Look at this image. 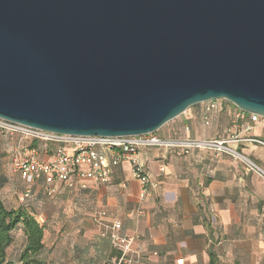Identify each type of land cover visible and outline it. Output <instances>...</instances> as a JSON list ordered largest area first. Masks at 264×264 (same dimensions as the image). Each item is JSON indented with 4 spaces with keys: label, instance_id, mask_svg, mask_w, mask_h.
Listing matches in <instances>:
<instances>
[{
    "label": "water",
    "instance_id": "obj_1",
    "mask_svg": "<svg viewBox=\"0 0 264 264\" xmlns=\"http://www.w3.org/2000/svg\"><path fill=\"white\" fill-rule=\"evenodd\" d=\"M224 99L264 115V0H0V117L156 132Z\"/></svg>",
    "mask_w": 264,
    "mask_h": 264
},
{
    "label": "crops",
    "instance_id": "obj_2",
    "mask_svg": "<svg viewBox=\"0 0 264 264\" xmlns=\"http://www.w3.org/2000/svg\"><path fill=\"white\" fill-rule=\"evenodd\" d=\"M220 103L223 111L210 125L204 123V103H199L166 123L159 135L224 136L232 122V105L224 99ZM253 136L264 140V125L256 124ZM240 149L264 168V146L243 144ZM10 151L6 167L13 171ZM139 158L154 184L146 195L132 165L123 161L113 167L108 183L85 180V188L79 183L73 188L61 185L49 197L40 180L32 184L34 196L27 200L22 199L26 181L22 178L25 188L17 194L0 173V196L8 208L25 207L44 225L45 254L53 264L114 260L110 240L102 238L94 220L98 215L120 221V233L135 237L132 247L140 254L136 264H210L211 257L215 264H264L262 176L228 155L204 149L180 156L146 148ZM66 240L70 244L65 245ZM66 257L67 262L62 261Z\"/></svg>",
    "mask_w": 264,
    "mask_h": 264
},
{
    "label": "built area",
    "instance_id": "obj_3",
    "mask_svg": "<svg viewBox=\"0 0 264 264\" xmlns=\"http://www.w3.org/2000/svg\"><path fill=\"white\" fill-rule=\"evenodd\" d=\"M204 103L202 119L210 125L223 111L220 100ZM231 125L224 136L192 137L189 135L162 137L156 132L131 136H82L61 134L12 122L0 117V132L13 140L10 151V165L26 181L28 186L23 200L34 196L32 184L43 180L44 191L53 197L61 185L73 188L77 183L91 180L96 184L108 183L113 167L123 161L132 165V171L142 184V195L150 192L154 184L139 153L146 148H160L177 155H188L193 150L204 149L215 155H228L242 162L247 171H254L264 178V168L240 149V145L257 143L264 146V140L253 136L256 124L264 125V115L247 112L232 102ZM186 114V111L183 113ZM186 132L190 126H184ZM161 171L164 167L160 168ZM101 235L110 238L112 246L119 249L118 259L105 264H136L140 254L133 249L134 236L120 233L122 224L118 220L107 221L95 217Z\"/></svg>",
    "mask_w": 264,
    "mask_h": 264
},
{
    "label": "trees",
    "instance_id": "obj_4",
    "mask_svg": "<svg viewBox=\"0 0 264 264\" xmlns=\"http://www.w3.org/2000/svg\"><path fill=\"white\" fill-rule=\"evenodd\" d=\"M20 230L24 235V244L18 261L9 258L8 248L14 241V232ZM102 237V236H101ZM102 238H108L103 236ZM111 243V240H110ZM101 244V242H100ZM106 246L108 244H105ZM112 245V243H111ZM112 258L118 259L120 251L112 246ZM113 260V261H114ZM112 261H100L96 264H105ZM0 264H53L45 254L44 225L25 207L10 209L0 196ZM210 264H215L211 257Z\"/></svg>",
    "mask_w": 264,
    "mask_h": 264
},
{
    "label": "rangeland",
    "instance_id": "obj_5",
    "mask_svg": "<svg viewBox=\"0 0 264 264\" xmlns=\"http://www.w3.org/2000/svg\"><path fill=\"white\" fill-rule=\"evenodd\" d=\"M219 100H222V99H219ZM156 133L160 134L159 130H157ZM13 144H14L13 140H11L10 138H8V136H5L4 134H2L0 132V173H4L5 176L7 177L6 178L7 179V187L12 192L15 191L18 194L24 190L25 184L22 183V181H21L22 177L19 173L16 175H17V178L20 179V181H21L20 183L15 178V175H14L15 172L11 171L8 168V166L6 167L7 159L5 158L7 156V149L9 150V148H11ZM14 236H15L14 241L10 245V247L8 248V255H9L10 259H13L15 262H17L18 258H19L20 251H21L23 244H24V235H23L22 231L17 230L14 232ZM63 242L65 243V245L70 244V240H66ZM59 248H60V246H59ZM59 248L57 251H59ZM52 257L54 259H56L55 256H52ZM60 257L63 258V256H60ZM62 261L67 262V257Z\"/></svg>",
    "mask_w": 264,
    "mask_h": 264
}]
</instances>
